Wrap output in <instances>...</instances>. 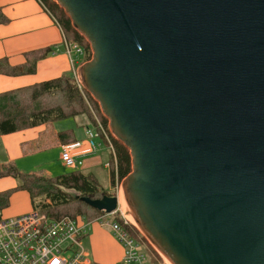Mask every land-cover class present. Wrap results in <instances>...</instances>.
Masks as SVG:
<instances>
[{
  "label": "water",
  "instance_id": "water-1",
  "mask_svg": "<svg viewBox=\"0 0 264 264\" xmlns=\"http://www.w3.org/2000/svg\"><path fill=\"white\" fill-rule=\"evenodd\" d=\"M52 1L89 46L78 75L129 152L143 236L171 264H264V0Z\"/></svg>",
  "mask_w": 264,
  "mask_h": 264
},
{
  "label": "crops",
  "instance_id": "crops-1",
  "mask_svg": "<svg viewBox=\"0 0 264 264\" xmlns=\"http://www.w3.org/2000/svg\"><path fill=\"white\" fill-rule=\"evenodd\" d=\"M0 16L5 18V22L0 23V61L5 60L11 68L26 69L31 63H34L35 66L33 74L19 76L0 74V95L61 77L71 76L72 78L73 71H78L84 64L83 56L66 53L62 30L37 0H0ZM47 48L52 50V54L34 62L33 54ZM70 108L75 109L76 106L72 103ZM86 110V108L79 111L74 110L65 114L66 116L61 120L72 116L78 118V115H87L88 121L94 124L93 118ZM61 120L0 136V174L4 175L5 167L10 165L18 168L17 171L20 172L21 162L27 161L33 155L40 154L48 146L57 147L61 153L64 145L77 141L85 142L86 130L90 129V125L82 126L80 124L82 122L77 121V126L74 128L56 123ZM61 134H63L62 137ZM73 154L76 156V160L81 162V166L75 171L79 170L78 172L93 177L96 182L98 174L104 168L107 169V157L110 159L109 150L104 145H101L93 154L80 155L78 151ZM23 172L20 173L31 174ZM110 172L109 170V179ZM44 175L52 177L49 174ZM13 185L14 183L11 184V187ZM107 195L114 196L113 193ZM8 206L9 202L6 207ZM21 213H25V210L9 212L7 215ZM92 230L93 233L91 232L92 234L84 238L83 241L86 247L88 244L92 248L93 259L89 258V260L94 264H118L121 262L124 257V248L122 249L119 244H116L101 226L94 225Z\"/></svg>",
  "mask_w": 264,
  "mask_h": 264
},
{
  "label": "built area",
  "instance_id": "built-area-1",
  "mask_svg": "<svg viewBox=\"0 0 264 264\" xmlns=\"http://www.w3.org/2000/svg\"><path fill=\"white\" fill-rule=\"evenodd\" d=\"M37 1L44 11L49 13L40 0ZM64 45L68 55H83V48L79 44L65 40ZM72 78L80 95L85 97L87 93L82 86L78 71H73ZM88 109L95 130H86L85 142L77 141L62 146L60 160L65 167L76 170L81 166V162L76 160L73 152L89 155L95 153L101 145L106 146L112 157L107 167L114 173L113 188L119 192L122 180L118 178L116 171V156L112 142L114 137L108 128H104L100 114L90 106ZM1 211L0 209V264H94L89 260L83 243L87 225L79 226L74 217L50 216L32 210L23 215L3 218ZM97 213L99 216L95 215L93 221L109 227L124 248V257L118 264L151 263L143 247V240L130 234V230L135 232L137 226L128 225L119 204L116 211L110 214L114 217L112 223L105 221L107 214ZM136 230L140 235L142 234L138 228Z\"/></svg>",
  "mask_w": 264,
  "mask_h": 264
},
{
  "label": "trees",
  "instance_id": "trees-1",
  "mask_svg": "<svg viewBox=\"0 0 264 264\" xmlns=\"http://www.w3.org/2000/svg\"><path fill=\"white\" fill-rule=\"evenodd\" d=\"M40 2L46 7L50 16L59 25L65 40L69 41L71 39L72 42L82 46L83 38L73 29L69 19L59 6L51 0H40ZM1 22H5V18L0 16ZM82 48L83 62L86 63L91 59V52L88 45L82 46ZM50 54H52V50L49 48L38 51L33 54L34 62L46 58ZM34 72V63L28 65L26 69H21L9 67L5 60L0 61V74L19 76L22 74H33ZM24 92H26V100L28 98L32 103L31 105L18 101L17 94L19 95ZM55 92H62L65 95L67 104L77 102L81 105L83 103L84 99L77 90L71 76L61 77L26 89L11 91L0 95V136L63 119L66 113L63 112L61 107L42 109L37 104L38 99L42 95ZM85 97L99 113L98 104L91 99L89 94L85 95ZM100 118L104 128L107 129V120L102 116ZM60 136L62 137L63 134ZM112 142L116 156L117 175L123 181L131 172V158L128 150L122 144L114 138H112ZM109 160L110 162L112 161L111 154ZM4 172L5 175H9L18 180V190L28 193L32 210L46 213L50 216L54 215L53 211L55 209L68 206L72 202L83 203L80 200L82 197L97 199L103 195H107L100 190L93 177L84 175L78 171L57 177H48L42 173L22 174L14 166L10 165L5 167ZM0 176L3 175L0 174ZM113 179L114 173L111 171L110 182L112 186ZM9 197V193L4 192L0 194V208L8 205Z\"/></svg>",
  "mask_w": 264,
  "mask_h": 264
},
{
  "label": "rangeland",
  "instance_id": "rangeland-1",
  "mask_svg": "<svg viewBox=\"0 0 264 264\" xmlns=\"http://www.w3.org/2000/svg\"><path fill=\"white\" fill-rule=\"evenodd\" d=\"M68 42H72V40L70 39ZM85 45L87 46L88 44L86 43L85 40H83L82 46H85ZM66 75H69V74L66 73ZM17 98H18L19 102L28 103L30 105L32 104L28 98L26 100V92L21 93L19 95L17 94ZM82 98L84 100H83V103L81 105H79V103H77V102H75V103L73 102V104L76 106L75 109L70 108V106H72V104H67V102H66L67 100L65 99V95H63L62 92H55V93H49V94L42 95L40 97V99H38L37 104H39L42 107V109L61 107L63 112H65L66 114L73 112L74 110L79 111L82 108L83 109L86 108L87 109L86 111L89 112L88 106H90L94 110L93 106L90 104V102L87 100V98L83 97V96H82ZM91 99H92V97H91ZM98 109H99V107H98ZM99 113H100V116H102L100 109H99ZM89 114H90V112H89ZM77 121L82 122V123H80V124H82V126L90 125V129L95 130L94 124L93 123L91 124L90 121H88L87 115H78V118L72 116L70 118H66V119L61 120V121L56 122V123L65 124V125L73 126L74 128H76ZM88 122H89V124H88ZM78 127H80L79 124H78ZM78 129H81V128H78ZM83 129H84V127H83ZM60 155H61V153L57 147L48 146L40 154L33 155V156L29 157V159L27 161L21 162V164H20V168H21L20 170L21 171L20 172H23V171H24L23 173L40 172L43 174H49L52 177L67 175V174H71V173L76 172L75 170H72L71 168H67L63 165V163L60 160ZM107 163L109 164L108 157H107L106 164ZM109 170H110L109 167H107V169L104 168L102 170V172H100L98 174V176H97V182L98 183L97 184H98L100 190L102 192H104L105 194H112L113 193V195L117 196L118 202H119L118 203L119 208L122 212H124L125 218H126L127 213H126L125 209H123L122 202L119 201L120 191H122V189L119 192L114 190L113 186L111 185L110 179H109ZM12 183H14L13 187H11ZM17 186H19V182H18V180L14 179L13 177H11L9 175H5V173L3 176H0V194H3L4 192L10 194L9 206L1 208V210L4 209L1 211L3 218H11V217L23 215V214H26V213H29L32 211L31 206H30V202H29L28 193L26 191L18 190ZM124 203H125V201H124ZM125 206H126V208H128L126 203H125ZM22 210H25V213L12 215V216L7 215L9 212L22 211ZM53 213H54L53 216L67 215V216L74 217L79 226L87 225L85 238L89 237L90 234L93 233L92 227L94 225L98 226V227L101 226L98 221H93L95 215L99 216L98 213L96 211H94L93 209H91L90 207H88V206H86L80 202H72L68 206H64V207L55 209L53 211ZM119 219H121V218H119ZM126 220L128 221V225L133 226L127 218H126ZM105 221L112 223L114 221V217L112 215H107ZM101 228L104 230V232L106 231L107 235H110L112 237L111 239L116 244H119L123 249L122 244L116 239L115 235L113 234V232L111 231V229L109 227L101 226ZM136 229H135V232L130 231V234L132 236L136 237L137 239L139 238V239L143 240V247L145 248V251H146V253H147V255L151 261L150 264H165V262L163 260L164 258L161 256V254L153 247V245H151L149 243V241L143 236V234L140 235ZM85 245L86 244H84V247L87 251L88 258H90L92 260L93 259L92 258L93 257L92 248H90V245H88V244H87V247ZM165 261H166V259H165Z\"/></svg>",
  "mask_w": 264,
  "mask_h": 264
},
{
  "label": "bare ground",
  "instance_id": "bare-ground-1",
  "mask_svg": "<svg viewBox=\"0 0 264 264\" xmlns=\"http://www.w3.org/2000/svg\"><path fill=\"white\" fill-rule=\"evenodd\" d=\"M119 201H121L122 202V204H123V209H125V211H126V218L129 220V222L132 224V225H134V226H137L136 225V223L134 222V220H133V218H132V216H130L129 215V213H128V208H126V206H125V203H124V197H123V193H122V191L120 192V196H119ZM164 259V262H165V264H171L163 255H161ZM165 259H166V261H165ZM167 262V263H166Z\"/></svg>",
  "mask_w": 264,
  "mask_h": 264
}]
</instances>
